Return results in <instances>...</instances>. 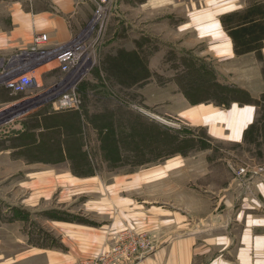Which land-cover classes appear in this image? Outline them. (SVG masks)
Here are the masks:
<instances>
[{
	"label": "rangeland",
	"instance_id": "obj_1",
	"mask_svg": "<svg viewBox=\"0 0 264 264\" xmlns=\"http://www.w3.org/2000/svg\"><path fill=\"white\" fill-rule=\"evenodd\" d=\"M251 1L238 4L243 9ZM220 4L186 0V19L177 15L175 20L185 21V32L180 34L164 28L168 18L158 11L154 41L143 33L115 31L125 28L126 19L117 18L120 14L108 5L102 18L93 16L90 27L67 43L83 48L67 73L54 60L57 49L47 45L27 57L23 53L30 45L5 56L0 89L9 103L0 104V140L4 139L0 149H10L11 178L0 179V197L11 202V210L2 221L21 220V234L24 229L27 236L20 235L16 225L11 229L0 225V264H48L49 255L42 250L66 251L69 241L79 244L63 237L70 228L62 232L53 218L82 224L89 217L106 224L100 205L86 203V197L111 202L116 200L113 196L162 197L171 204H186L194 218L206 208L200 200L203 192L234 179L233 170L264 172V47L258 52L233 51L231 58L220 55L223 48L217 51L213 44L221 45V35L206 28L216 18L203 19L211 33L202 36L193 18L196 9H216ZM128 46L153 62L152 73L145 66L126 65L130 59L123 55ZM111 51L121 59H109ZM17 56L30 59L36 70V85L24 93H13L2 83L22 76L13 74ZM63 93L73 97L72 109L59 108L57 100ZM245 110L248 113L242 115L250 122L243 124L239 114ZM51 170L99 172L105 176L101 182L84 187H107L112 194H76L69 179L38 177ZM149 171L161 174L147 178ZM121 205L130 208L127 202ZM131 229L115 232L108 248L90 259L129 243Z\"/></svg>",
	"mask_w": 264,
	"mask_h": 264
},
{
	"label": "crops",
	"instance_id": "obj_2",
	"mask_svg": "<svg viewBox=\"0 0 264 264\" xmlns=\"http://www.w3.org/2000/svg\"><path fill=\"white\" fill-rule=\"evenodd\" d=\"M216 1L222 3L216 6V9L200 8L194 11V28L201 36L203 32L211 31L220 34L223 42H220L219 46L215 43L213 47H218L217 51L222 47L223 52L219 54L231 58L234 56L233 46L222 27L221 18L240 10L243 5L238 3L242 0ZM109 3L110 9L115 8V14H120L117 18L126 19L125 28L117 27L115 31L120 29L119 32L134 35L143 33L148 41H154L152 34L155 30V19L160 13L158 11H163L161 13L169 22L164 28L179 34L185 32L182 29L186 27L185 21L176 24L175 20L177 15L186 19V0H110ZM95 8L94 0H0V67L6 55L14 50L27 48L35 34H46L48 47L58 48L66 45L90 27ZM208 17L216 18L215 23L211 25V28L216 30L210 27L206 28L211 31L205 30L203 19ZM135 40L138 41L137 38ZM111 43L113 45L116 42ZM107 48L106 45L105 50ZM122 49L123 47H120V50ZM113 51L108 54L112 56L109 59H121L122 56L118 57ZM124 52L123 56L130 59L126 65L145 66L146 71L152 73L149 67L153 62L140 57L134 46L126 47ZM133 79L137 81V75ZM4 103H9V97L0 89V104ZM244 113L248 111H242L239 119L249 123L250 118L242 115ZM10 164V149H0V179L11 178ZM160 174L161 171H149L146 175L150 178ZM43 176L69 179L76 189V194H105L113 190L107 187H84V184L101 182L100 178L105 176L99 172L84 175L72 173L70 170L62 174L58 170H51L42 172L38 177ZM35 186L40 187L38 183ZM208 194L211 196H206ZM203 195L200 200L207 204L206 208L194 218L187 210L186 204H171L167 199L162 200V197L158 199L153 196L142 200L136 197L113 196L116 198L115 202L106 201L105 198L95 201L86 197V203L100 205L98 209L106 216L107 223L102 225L89 217H86L87 221H82V224L53 218V223L60 227L62 232L70 228L71 232L66 235L63 233L62 236L74 238L79 244L71 245L68 240L66 251L60 250L64 252H42L49 255L48 264H79L82 260L94 257L102 248H108L113 238H116L113 237L114 233L129 226L132 228L129 236L146 233L149 236L144 237L147 244L129 258H120L117 264H264V172L250 179L234 177L221 183L219 187L213 185L211 191L206 190ZM0 200V225L7 226L8 229L16 225L18 233L27 236L24 229L21 234V220L2 221L3 217L5 219L9 216L11 202L2 195ZM103 201L113 208L104 204L102 206ZM123 202H127L130 208H123ZM60 247L64 248L63 244Z\"/></svg>",
	"mask_w": 264,
	"mask_h": 264
},
{
	"label": "built area",
	"instance_id": "obj_3",
	"mask_svg": "<svg viewBox=\"0 0 264 264\" xmlns=\"http://www.w3.org/2000/svg\"><path fill=\"white\" fill-rule=\"evenodd\" d=\"M96 3V8L94 11V16L98 19L102 18L105 14L106 8L110 2V0H94ZM48 43V36L46 34H35L32 37L31 44L28 53L25 54L24 57H27L29 54H34L44 50V46ZM79 45H82L78 43ZM77 46V44L65 45L56 48L57 52L54 54L55 62L60 66L61 71L63 73H67L70 68L75 64V61L82 56L83 48L82 46ZM69 46V47H68ZM14 69L13 74L16 75L18 73H22V76L8 77L5 82H2L5 88L9 89L13 93H24L29 89L33 88L36 81V73L35 69H33L30 64V59L22 58L21 56H17L15 61L12 63ZM72 95L74 93L72 92ZM72 96L69 93H63L59 99L57 100L59 103V108L68 110L73 108ZM74 102V101H73ZM259 169L250 170L247 168H239L233 170L235 177L238 179H250L254 175L260 173ZM145 235H134L128 236L129 243L124 244L123 247L114 248L110 252L104 253L102 255L96 256L93 259L85 261L83 264H117L120 258H129L130 255L136 253V251L144 247L146 245V241L144 239Z\"/></svg>",
	"mask_w": 264,
	"mask_h": 264
},
{
	"label": "trees",
	"instance_id": "obj_4",
	"mask_svg": "<svg viewBox=\"0 0 264 264\" xmlns=\"http://www.w3.org/2000/svg\"><path fill=\"white\" fill-rule=\"evenodd\" d=\"M221 24L235 54L258 52L264 42V1L252 0L247 7L223 16Z\"/></svg>",
	"mask_w": 264,
	"mask_h": 264
}]
</instances>
